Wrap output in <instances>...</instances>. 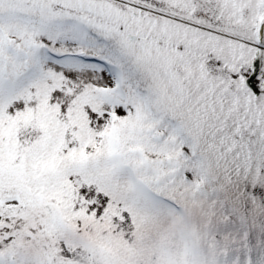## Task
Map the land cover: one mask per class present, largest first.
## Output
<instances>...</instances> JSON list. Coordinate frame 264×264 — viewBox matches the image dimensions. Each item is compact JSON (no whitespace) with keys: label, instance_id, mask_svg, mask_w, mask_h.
<instances>
[{"label":"snow or ice","instance_id":"1","mask_svg":"<svg viewBox=\"0 0 264 264\" xmlns=\"http://www.w3.org/2000/svg\"><path fill=\"white\" fill-rule=\"evenodd\" d=\"M0 264H264V0H0Z\"/></svg>","mask_w":264,"mask_h":264}]
</instances>
